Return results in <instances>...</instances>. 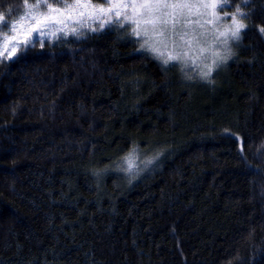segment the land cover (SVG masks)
<instances>
[{
	"label": "trees",
	"instance_id": "1",
	"mask_svg": "<svg viewBox=\"0 0 264 264\" xmlns=\"http://www.w3.org/2000/svg\"><path fill=\"white\" fill-rule=\"evenodd\" d=\"M227 3L208 82L116 22L0 59V264H264V0Z\"/></svg>",
	"mask_w": 264,
	"mask_h": 264
},
{
	"label": "snow or ice",
	"instance_id": "2",
	"mask_svg": "<svg viewBox=\"0 0 264 264\" xmlns=\"http://www.w3.org/2000/svg\"><path fill=\"white\" fill-rule=\"evenodd\" d=\"M25 2L27 11L10 25H3L5 17L0 15V31H3V26L8 27V32H4L0 39V57H4V53L7 52L8 56L4 58L10 59L18 49L22 47L27 49L30 44L34 46L35 43H40L43 46L41 36L57 33L79 35L78 29L83 27H88L90 31L102 30L106 24L112 23L113 16L117 18V22H120L121 15L124 16V22L136 25L133 28V34L136 36L142 34L138 29L143 24L145 26L143 34L147 36L150 30L154 36L158 37L157 42L164 47L171 44L174 48L183 45L190 49L192 43L198 40V37L193 34L195 30L192 25L203 27L198 19L195 21L192 19L193 9L203 7L215 10L221 2L227 3V0H210L200 5L189 3L188 0H139V2L131 0L130 3H125L123 0H104V4L101 5H93L91 0H75L72 4L58 0V3L63 4L62 8L53 7L47 0H38L35 5L28 4L27 0ZM42 4L44 11L40 10ZM105 4L107 7L104 6ZM127 9L132 10L131 16L125 11ZM236 12L244 15L239 8ZM213 15H215L214 11ZM85 21H91V23L86 24ZM208 22L211 23V21ZM92 24H98V27H92ZM232 24V28L220 33V36L225 37L222 41L224 44H227L229 33L232 39L239 40L241 30L246 27L236 19L235 15L232 17ZM70 25L75 26L69 30ZM260 31L264 32V28H260ZM33 33H35V38L29 39ZM147 43L146 40L145 44ZM148 50L163 55L151 45ZM183 55L187 56L188 53L184 52ZM180 59V54L170 55L164 63ZM213 63L215 64L216 61ZM209 74L210 70L203 73L204 76ZM129 164L131 168V161Z\"/></svg>",
	"mask_w": 264,
	"mask_h": 264
},
{
	"label": "rangeland",
	"instance_id": "3",
	"mask_svg": "<svg viewBox=\"0 0 264 264\" xmlns=\"http://www.w3.org/2000/svg\"><path fill=\"white\" fill-rule=\"evenodd\" d=\"M74 2L75 1L68 3V4H72ZM123 2L130 3L131 0H123ZM137 2H139V0H137ZM188 2L192 4L200 5L202 3L210 2V0H188ZM91 3L93 5H101V4H95L93 2ZM104 6L107 7L106 4ZM227 6H228V3L221 2V5L217 7L215 10L211 8H203V7H198L196 9H193L192 19L194 21L198 19L200 21V24L203 25V27H200L199 25H195V24L192 25V28L195 30L193 34L198 37V40L192 43V46L190 49L187 46H183V45H180L174 48L171 44H169L167 47H164L162 44L157 42L158 37L154 36L150 30H149L148 35L145 36L143 34V29L145 26L141 24L138 30L141 31L142 34L137 37L140 38V44L142 46V49L149 52L150 54H152L153 56H155L156 58H158L159 60L163 62L164 60L168 59L170 55L175 56L177 54H180L181 55L180 60H177V61L170 60L168 63H172V62L178 63L179 65L183 67L184 71H186L188 76L198 77V78L204 79L207 82L212 80L217 70L226 67L233 60L236 50H237V46L240 43V41L238 42L237 40L232 39L229 33L228 38H227V44H224L222 43V41L225 39V37L220 36V33L225 32L226 29H230L233 27V24H232L233 15L236 16L237 20L241 21L244 25L247 26V22L244 19V15H240L237 13L233 14V13H228L227 11H224V8H226ZM53 7L62 8L63 5L62 6L53 5ZM40 10L41 11L45 10L43 8V4L41 5ZM26 11H27V8H26ZM125 11L127 12L129 16L132 15L131 9H127ZM213 11L215 12V15H213ZM138 18L139 17H137V19ZM119 19H120V22H117V18L113 16L111 24L116 22L121 26L125 24L129 25L133 32V28L136 27V25L132 24L131 22H124L123 15H121ZM208 21H211V23H209ZM85 23L88 24V23H91V21H85ZM111 24H106L104 28L108 27ZM74 26L75 25H70L69 30L71 27H74ZM92 27H98V24H92ZM86 30L90 31L88 27H83V28L78 29L79 32L86 31ZM242 31L243 29L241 30V33ZM241 33H240V38H241ZM3 34L4 32L0 31V39H2ZM59 34L61 33H57L56 35L41 36L40 38L41 39L52 38ZM34 38H35V33L32 34V37H29V39H34ZM146 40L148 41L147 44H145ZM149 45L158 49L159 53H162L163 55H159L156 52L148 50ZM184 52H187L188 55L184 56L183 55ZM16 54L17 52L11 58H13ZM7 56H8V53L5 52L4 57H7ZM4 57H0V59ZM213 61H216V63L214 64ZM209 70H210V74L207 76H204L203 73L209 72ZM136 157L137 156L133 157V161H132L133 165L136 164L135 163ZM133 165H131V167H134Z\"/></svg>",
	"mask_w": 264,
	"mask_h": 264
}]
</instances>
